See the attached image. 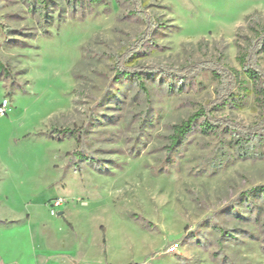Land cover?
Returning <instances> with one entry per match:
<instances>
[{
    "label": "rangeland",
    "instance_id": "obj_1",
    "mask_svg": "<svg viewBox=\"0 0 264 264\" xmlns=\"http://www.w3.org/2000/svg\"><path fill=\"white\" fill-rule=\"evenodd\" d=\"M135 4L0 0V264H264V109L240 63L264 74V0ZM137 65L163 69L147 95L118 76ZM202 108L219 134L170 150ZM226 126L263 128L260 153Z\"/></svg>",
    "mask_w": 264,
    "mask_h": 264
},
{
    "label": "trees",
    "instance_id": "obj_2",
    "mask_svg": "<svg viewBox=\"0 0 264 264\" xmlns=\"http://www.w3.org/2000/svg\"><path fill=\"white\" fill-rule=\"evenodd\" d=\"M75 0H69L70 3H73ZM101 0H91V2L98 3ZM135 4L136 0H132ZM22 2L29 7L30 12H38L39 9H42V7L47 3V0H22ZM5 32H8L4 28ZM258 49L257 53H262L264 54V32L261 33L259 40H258ZM240 63L244 67V73L246 76V84H243L244 89V96H248L250 94L254 95L255 99L259 101L260 105L264 109V74L259 70V67L251 62H248L247 56L246 57H241L240 58ZM153 71H163V69L157 67H143L137 65L136 67L132 68H127L123 66L121 70H119V77H122L124 79L127 78H132L134 79L138 87L141 89V91L147 95L148 91L145 87L144 80L142 78V75L146 72L150 73ZM0 73L3 74L5 79L11 78V74L9 72V69L0 63ZM172 77H176L182 80H185V76H180V73H174L171 72L170 74ZM13 76V75H12ZM181 77V78H180ZM13 80V77H12ZM247 85L251 86V90L249 91L247 89ZM173 85H168V91L171 92ZM182 89L179 88L178 91H181ZM228 102L235 104L238 108H240L243 105V102H239V99L233 97V95L230 94V99L227 100ZM202 120L200 125H197L196 123L198 120ZM213 120L209 117L208 112L205 108L200 109L197 113L192 114L191 116L187 117L184 121H181L179 124L174 125L172 127V136L170 137V150L174 148L175 146L179 144H183L187 137L197 128V130L204 134V135H209V134H215L216 136L219 134V126L214 125ZM263 129V128H261ZM261 129L257 132H243L240 133L236 128L226 126L224 127V132H227L229 135L232 136V140L228 142L230 146H232L236 151L238 152V156L241 157H249L253 158L257 153H260L259 148H261ZM67 133L70 132V135H74L76 130L72 129H67L65 130ZM63 132V131H62ZM236 135H238V138H234ZM79 143V142H78ZM257 191L260 193L263 203H264V186L255 188L251 192ZM264 225V222H263Z\"/></svg>",
    "mask_w": 264,
    "mask_h": 264
},
{
    "label": "built area",
    "instance_id": "obj_3",
    "mask_svg": "<svg viewBox=\"0 0 264 264\" xmlns=\"http://www.w3.org/2000/svg\"><path fill=\"white\" fill-rule=\"evenodd\" d=\"M4 107H5V104L3 103V104L0 106V117L4 116V114H5ZM59 205H60L59 202H54V206H59Z\"/></svg>",
    "mask_w": 264,
    "mask_h": 264
}]
</instances>
